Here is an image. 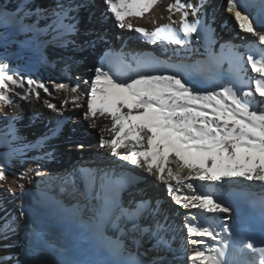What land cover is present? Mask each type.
Here are the masks:
<instances>
[{
	"label": "bare ground",
	"instance_id": "6f19581e",
	"mask_svg": "<svg viewBox=\"0 0 264 264\" xmlns=\"http://www.w3.org/2000/svg\"><path fill=\"white\" fill-rule=\"evenodd\" d=\"M79 21L94 30L73 27ZM0 100V186L17 194L7 171L25 176L19 183L40 202L23 197L22 211L32 203L64 232L62 264H183L184 224L193 264H264V0H0ZM227 122L240 132L212 144L216 151L240 157L248 145L239 134L263 142L192 196V169L219 156L202 138ZM63 125L70 131L60 135ZM63 151L81 167L102 165L113 184L124 177L128 186L105 192L114 209L83 188V169L75 176L58 164ZM33 162L51 167L45 187L33 181ZM143 173L182 208L160 184L140 182ZM10 223L0 207V264H27ZM143 224L159 228L144 238Z\"/></svg>",
	"mask_w": 264,
	"mask_h": 264
},
{
	"label": "rangeland",
	"instance_id": "374dc122",
	"mask_svg": "<svg viewBox=\"0 0 264 264\" xmlns=\"http://www.w3.org/2000/svg\"><path fill=\"white\" fill-rule=\"evenodd\" d=\"M84 25L88 26V24L79 21L75 25H73V27H77V26L80 27V26H84ZM88 27L91 29L95 28L93 25L91 26V24ZM51 85L55 89V87H56V85H58V83L52 81ZM4 119H6L5 107L0 100V132L4 130L3 128H1V126H2L1 122L4 121ZM197 124H198L197 121H193L191 123L192 126H197ZM67 127H68L67 125H63L59 134L65 135L66 133H68L70 131L69 130L70 128L69 127L67 128ZM52 128H53L52 125L51 126L48 125V127H47L48 130H51ZM207 128H208L207 131L212 130V128H209V127H207ZM218 128L220 130H218L216 132L215 131L210 132L209 134H205L206 136H204L202 138V140L208 141L211 144V148L207 149L208 151H214L216 149V146L212 145V144H222L223 139H233L231 137L232 135H230V134L234 135L237 132H240V130H239L240 125L236 124V123H231V122L223 123L222 126L218 125ZM90 135H91V137H96V138L98 136V134L95 130H93V131L91 130ZM239 136L245 142H247V145H248L247 149L242 153V155L240 157L237 156L236 152L233 150L227 151V149H225V150L223 149V150H220L219 152L215 150V153L218 152L217 154L219 155L218 159L215 162H213L212 164L211 163H206V164L203 163V165H197L196 166L197 168L195 167L192 169L193 172H191V178L189 180H187V182L190 183L189 187L193 191H196L198 189L197 192L192 194V196H196L197 194H199L198 191H199L200 187H198V186L200 184H202L203 182H207V181L209 182V180L211 181L213 179V176H216V172L219 170L220 166H228L231 169V171H237L239 169L238 166H239L240 162H243L245 159H247V157H249L252 153H254L252 151L255 148H259L263 142L262 139H258L257 137H250L249 138L248 136H242V134H239ZM30 139L32 141H36V140L37 141H43V137H41V136H34L33 135V136H31ZM96 140H98V138ZM117 157L118 156H115V157L113 156V158L111 157V160L116 165H121L122 167H125L127 170H129L133 173L137 172V167L134 164H132V162L128 161L126 158H122V157L117 158ZM57 160H58V162H59L58 164L60 166H63V167L67 166L68 167V169L65 167V170H67V173H69V174H75V176H76L75 169H77V167L79 169H83L84 175H85V178L83 181V188H88V186H89L92 189V191H94V190L97 191V193H98L97 196L99 195L97 197L98 207L101 206L102 209H103V207L105 209H108V210H112L115 208V205L112 204V199L110 198L111 200H109L107 195H105V192H108L109 188H111L112 186L116 187V188H118V187L121 188V184H125L124 185L125 187L128 186L127 185L128 182L124 181L125 180L124 177H122L120 175H119V177L116 178L117 181L115 180L116 183H114V184H113V182L111 180L112 178H110L109 174H108L109 175L108 179L103 178V175H104V169L103 168L104 167H102V165H96L95 164L92 167H87V168L81 167L80 165H76L77 162L79 161V159L71 157L69 155H65L64 151H63V153L59 154ZM33 165H34V167H33V170L31 171L32 175H34L33 181L36 182L37 184L39 183V185H41V186L43 185L45 187L46 184L43 183V180H44L43 174L45 172H49L48 169H50L51 167L45 165V166H47V170H46L43 168V166L40 163L34 164V162H33ZM196 169L198 172L196 171ZM202 171H204V173ZM7 174L15 179V181L17 183V188H18L17 190H19V191L17 192V194H15L11 190L10 185H7L8 184L7 182L3 183L0 186V188L2 189L3 200L5 203L3 205H1L0 207H1L2 211L7 212V216L11 219V223H10L8 228L10 230H12V232L17 235V237L19 238V242L24 246L23 251H22L23 254H21L20 257L22 259H24L27 262V264H62V260H60V258H58V255H60V253L63 250L62 247L66 244V241L64 239V232L61 229H57L52 224V222L48 218H46L47 213L44 210L40 209L39 207H36L32 203L28 204L27 208H25V212L22 211V208L24 207V205L22 203L23 197L31 198L33 202L34 201L36 202V200H37V202H40V200L37 199V197L34 195V191L32 189H28V187L26 185H22L21 183H19V181H25L26 180L24 175L19 174L16 171H14V172L7 171ZM87 175H90V176H87ZM94 175H96V176H94ZM92 176H94V179L91 181L90 177H92ZM141 176L142 177H140V179H139L140 182L144 181V180H146V181L148 180V184H150V183L160 184L163 198L165 197L166 201L169 200L173 203V205H177V206L182 208L181 203H179L178 200H176L171 195V193L168 191L166 184L165 183L162 184V181L160 179L158 181V178L155 174L143 173ZM107 180H108V182H107ZM84 183H85V186H84ZM111 183H112V186H111ZM58 184H59V182H57L55 187L57 188V193L60 194L62 188L59 187ZM70 186L71 185H69V187ZM150 186H152V185H150ZM109 191H111V190H109ZM81 194H83V195L86 194V189L81 191ZM128 194H129V192L126 193V195H128ZM109 197H110V195H109ZM199 197H201V195H199ZM102 201H103V203H102ZM109 201H110V203H109ZM173 201H175V203ZM85 203H83V204H85ZM87 204L90 208L91 204L88 202H87ZM211 206H213V205H211ZM220 209L223 210V211H221L222 216H224L225 218H230V216H231L230 215V209H227L223 205L220 207ZM40 216H45V217H40ZM142 218H145L144 223L152 220V218L148 217V216H145V217L143 216ZM147 223L149 224V222H147ZM109 227L110 226H107V229ZM124 227H126V225H124ZM158 228H159L158 224L151 225L148 228H146L144 224H143V226L140 225L139 226V233H140L139 235L140 236L142 235L144 238L145 237L150 238V236L153 233H155V231H157ZM115 229L122 231L117 226L115 227ZM184 229L186 232L184 244L185 243L186 244H185L184 253H182L183 255H182L181 260L179 262L183 263V264H193V259L191 258V251L194 249L193 248L194 246L192 245V242L194 240L192 239V237H190L189 228L185 224H184ZM123 230H124V228H123ZM96 232H98V231H96ZM129 240H131V239H129ZM149 246H150L149 243L143 244L141 251L144 252V254H150L151 251L149 248H151V247H149ZM23 256L26 258H24ZM127 259H128L127 257H124V260H123L124 263L127 262ZM141 264H142V261H141Z\"/></svg>",
	"mask_w": 264,
	"mask_h": 264
}]
</instances>
